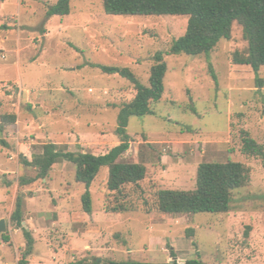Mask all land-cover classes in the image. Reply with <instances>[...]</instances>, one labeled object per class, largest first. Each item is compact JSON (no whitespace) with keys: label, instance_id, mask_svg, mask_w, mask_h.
Instances as JSON below:
<instances>
[{"label":"rangeland","instance_id":"374dc122","mask_svg":"<svg viewBox=\"0 0 264 264\" xmlns=\"http://www.w3.org/2000/svg\"><path fill=\"white\" fill-rule=\"evenodd\" d=\"M56 1L0 0V115L16 116L0 134L6 142L0 143V219L9 237L4 242L0 234V264H17L24 249L22 231L10 221L18 193L22 224L34 238L28 264L165 262L198 254L206 264H264V160L241 152L243 132L264 145V66L256 73L232 61L247 50L241 26L234 22L230 38L213 48L212 75L205 55L168 54L185 32L186 16L108 15L103 0H69L68 15L46 16ZM157 52L167 66L162 97L151 103L152 115L129 117L130 146L120 157L146 166L139 184L120 195L108 191V169L101 167L90 188V215L81 209L84 186L67 161L54 164L44 180L18 185L20 176L35 174L19 155L31 159L42 143L93 154L117 145L120 106L136 90L94 65L128 67L148 85ZM228 159L250 170L228 212L148 210L159 189L193 190L200 163ZM119 202L139 210L104 211Z\"/></svg>","mask_w":264,"mask_h":264},{"label":"trees","instance_id":"16d2710c","mask_svg":"<svg viewBox=\"0 0 264 264\" xmlns=\"http://www.w3.org/2000/svg\"><path fill=\"white\" fill-rule=\"evenodd\" d=\"M103 10L108 15L135 16H186L185 32L174 39L168 54L205 55L208 61V71L214 74L210 54L217 43L228 40L234 22L241 26L242 37L247 42L245 53L235 52L232 61L235 64L249 65L258 73L264 66V0H103ZM69 0H57L47 6L45 15H68ZM107 74H118L129 80L136 90L134 97L120 106L117 115L116 132L119 143L103 154H93L84 150L70 151L54 142L42 143L40 152H33L31 159L20 154L19 161L25 167L34 170L33 176L22 175L18 185L26 186L36 180L46 179L52 166L61 161L74 165V181L84 186L81 194V209L90 215L92 213L91 185L101 167L106 166L108 191L120 195L124 186L137 185L146 176V166L139 162L121 161L130 146V136L127 126L130 116L152 115L151 103L161 99L164 91V79L167 71L163 54H154V62L150 68L148 85L142 84L128 67H116L95 64ZM258 84L261 81L257 79ZM1 106V101H0ZM16 116L0 115V134L4 125L12 124ZM241 152L248 156L260 157L264 160V145L256 142L243 132L241 137ZM0 143L6 146L1 139ZM7 186L9 181H4ZM250 182V170L242 162L228 159L225 162H202L197 166L196 182L193 190L159 189L152 208L169 215L226 213L230 210L233 191L245 187ZM23 196L18 193L14 210L10 216L11 223L22 231L25 243L17 264H28V257L33 252L34 238L29 229L23 226ZM139 210L138 205L116 203L108 205L106 213H122ZM4 242L9 237L1 234ZM174 258L165 262H140L130 260H110L94 258L80 259L66 264H206L199 256L192 259L178 260Z\"/></svg>","mask_w":264,"mask_h":264},{"label":"water","instance_id":"95a60500","mask_svg":"<svg viewBox=\"0 0 264 264\" xmlns=\"http://www.w3.org/2000/svg\"><path fill=\"white\" fill-rule=\"evenodd\" d=\"M24 224V223H23ZM7 226L4 219H0V234L6 233Z\"/></svg>","mask_w":264,"mask_h":264},{"label":"crops","instance_id":"0c3cea01","mask_svg":"<svg viewBox=\"0 0 264 264\" xmlns=\"http://www.w3.org/2000/svg\"><path fill=\"white\" fill-rule=\"evenodd\" d=\"M18 80H19V79H18ZM18 80H14V81H16V82H17ZM20 87H21V86H20ZM21 88H22V87H21ZM22 90H23V88H22ZM37 118H40V117H38V116H37ZM50 171H51V170H50ZM43 180H44V179H43Z\"/></svg>","mask_w":264,"mask_h":264},{"label":"built area","instance_id":"2783aa9c","mask_svg":"<svg viewBox=\"0 0 264 264\" xmlns=\"http://www.w3.org/2000/svg\"><path fill=\"white\" fill-rule=\"evenodd\" d=\"M4 86H8L7 84H5Z\"/></svg>","mask_w":264,"mask_h":264},{"label":"bare ground","instance_id":"6f19581e","mask_svg":"<svg viewBox=\"0 0 264 264\" xmlns=\"http://www.w3.org/2000/svg\"><path fill=\"white\" fill-rule=\"evenodd\" d=\"M256 82V81H255Z\"/></svg>","mask_w":264,"mask_h":264}]
</instances>
